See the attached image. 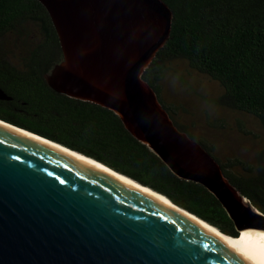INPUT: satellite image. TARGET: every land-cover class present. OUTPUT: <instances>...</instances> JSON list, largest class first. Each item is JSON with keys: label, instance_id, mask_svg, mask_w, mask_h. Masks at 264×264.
Segmentation results:
<instances>
[{"label": "water", "instance_id": "1", "mask_svg": "<svg viewBox=\"0 0 264 264\" xmlns=\"http://www.w3.org/2000/svg\"><path fill=\"white\" fill-rule=\"evenodd\" d=\"M39 1L63 52L45 75L51 88L113 110L175 174L206 186L238 231L264 230V212L230 181L212 153L175 125L143 78L170 37L174 13L169 4ZM0 98L10 97L0 88ZM0 264L261 263L157 196L0 124Z\"/></svg>", "mask_w": 264, "mask_h": 264}, {"label": "trees", "instance_id": "2", "mask_svg": "<svg viewBox=\"0 0 264 264\" xmlns=\"http://www.w3.org/2000/svg\"><path fill=\"white\" fill-rule=\"evenodd\" d=\"M165 1L174 13L170 37L143 78L175 125L212 153L230 181L264 212V161L224 160L216 145L177 119V107L163 95L171 63L182 60L220 84L221 94L212 99L217 105L253 116L264 129V0ZM62 58L57 31L39 0H0V88L10 97L0 98V118L91 156L239 236L220 200L203 184L175 174L116 112L51 88L45 75Z\"/></svg>", "mask_w": 264, "mask_h": 264}, {"label": "rangeland", "instance_id": "3", "mask_svg": "<svg viewBox=\"0 0 264 264\" xmlns=\"http://www.w3.org/2000/svg\"><path fill=\"white\" fill-rule=\"evenodd\" d=\"M171 64L163 81V95L177 107V119L216 145L217 154L224 160L238 158L261 165L264 129L256 118L217 105L212 99L221 94L222 87L215 80L192 70L182 60Z\"/></svg>", "mask_w": 264, "mask_h": 264}, {"label": "bare ground", "instance_id": "4", "mask_svg": "<svg viewBox=\"0 0 264 264\" xmlns=\"http://www.w3.org/2000/svg\"><path fill=\"white\" fill-rule=\"evenodd\" d=\"M0 124L5 125L7 127H10L22 134L28 135L30 137L36 138L38 140L44 141L48 144H51L55 147H58L66 152H69L93 165H95L96 167L124 180L127 181L155 196H157L158 198H160L161 200L165 201L166 203L170 204L171 206L175 207L176 209H178L179 211L183 212L184 214L188 215L189 217H191L192 219L196 220L197 222H199L200 224L204 225L205 227L209 228L210 230H212L213 232L217 233L218 235H220L221 237L225 238L226 240L230 241L231 243H233L234 245L238 246L239 248H241L242 250H244L246 253H248L249 255H251L252 257H254L257 261H259L261 264H264V230H259V229H254V228H246L244 230L240 231L239 236H233L230 234H227L223 231H221V229H219L218 227L211 225L210 223L202 220L201 218H199L198 216L185 211L184 209L176 206L175 204H173V202H171L167 197H165L163 194L156 192L154 190H152L151 188L141 185L139 182H136L135 180H133L132 178L128 177V176H124L123 174H120L119 172L114 171L113 169H111L109 166H106L104 163L94 160L90 157H87L83 154H80L76 151L70 150L65 148L63 145L59 144V143H55L50 141L49 139L40 136L38 134L35 133H31L28 130H24L21 128H18L14 125H11L9 123L3 122L0 120Z\"/></svg>", "mask_w": 264, "mask_h": 264}]
</instances>
